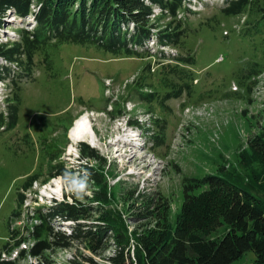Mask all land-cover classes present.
<instances>
[{
	"label": "rangeland",
	"instance_id": "374dc122",
	"mask_svg": "<svg viewBox=\"0 0 264 264\" xmlns=\"http://www.w3.org/2000/svg\"><path fill=\"white\" fill-rule=\"evenodd\" d=\"M36 2L30 6L32 14ZM223 5L224 0H185L176 16L154 5L149 42L127 44L139 54H114L92 39L57 40L34 54L29 74L18 84L9 78L0 81V247L18 240V231L26 251L16 264H111L115 231L108 229L92 241L85 237L97 226L107 227L110 209L122 215L119 226L141 232L156 223L148 213L167 205L173 231L185 186L199 183L191 180L237 167L244 183L254 176L264 182L251 148L264 127V18L252 7L240 15H224ZM14 12L8 10L0 28L4 42L31 29ZM168 24L179 32L173 44L159 42L158 34ZM252 70L257 73L246 77ZM165 80L173 86L172 95L182 89L178 97L165 98ZM143 92L155 94L149 100ZM11 103L18 108L14 127L8 126ZM84 112L90 114L86 125L91 139L73 141L70 130ZM80 143L94 148L98 158L73 160L71 147ZM60 165L69 179L52 176ZM33 175L38 179L20 206L18 192ZM60 203L87 211L78 219L52 215L49 225L67 234L80 228L81 236L69 248H52L40 257L29 254L39 241L33 232L43 221L40 212ZM20 209L21 215L13 216ZM134 248L131 241L132 254ZM231 264L264 263L249 251Z\"/></svg>",
	"mask_w": 264,
	"mask_h": 264
},
{
	"label": "trees",
	"instance_id": "16d2710c",
	"mask_svg": "<svg viewBox=\"0 0 264 264\" xmlns=\"http://www.w3.org/2000/svg\"><path fill=\"white\" fill-rule=\"evenodd\" d=\"M33 0H0V28L10 8H14V15L27 17ZM41 6L35 13L36 26L33 30H23L18 40L14 42L0 39V80L7 82L9 78L13 84L29 74L34 54L54 41H71L84 43L93 40L100 47L116 54L121 50L132 56L139 54L128 48V43L143 45L150 37L149 21L153 14V6L160 7L164 12L176 16L185 0H35ZM259 10L264 18V0H224L221 11L224 15H240L247 8ZM76 8V9H74ZM134 32L130 37L126 33L130 29ZM158 34L160 43H175L179 32L170 30V24ZM53 40V41H52ZM98 45V46H99ZM137 56V55H136ZM25 58V60L23 59ZM191 58L190 60H193ZM188 63H193L188 61ZM18 68V71L12 68ZM171 65H164V68ZM176 71V69H175ZM174 72V71H173ZM257 73L252 70L246 75ZM193 79V77H191ZM168 90L165 98L178 97L181 90L171 94L173 86L164 81ZM149 100L155 93H144ZM16 96V95H15ZM15 100L19 97H15ZM16 100V101H17ZM9 124L14 127L18 119V108L11 103L8 107ZM4 114L0 111V127L3 128ZM158 138V137H156ZM260 163L264 176V127L261 137L251 146ZM83 157L97 159L98 155L89 144H81ZM220 175L207 174L190 182H199L196 187L185 186L184 203L177 215L173 231L168 226V206L151 210L148 215L156 223L146 227L141 232H128L127 228L119 226L123 222L122 215L110 209L106 220L107 227L97 226L96 230H89L85 236L88 240L100 238L107 230L115 231L117 249L109 258L111 264H231L245 253L253 251L257 261L264 263V182L259 183L257 177L247 178L244 183L238 168ZM52 176L60 175L69 179L68 172L60 165L55 168ZM38 175L29 176L21 189L28 191ZM243 183V184H242ZM207 188L201 193L194 191L201 186ZM250 185L252 188H247ZM26 199L23 192H18V205ZM17 210V209H16ZM14 216H19L15 212ZM45 214L40 212L43 221L36 225L33 235L39 241L28 251L31 255L40 257L49 249L69 248L72 242L81 235L76 228L70 234L57 230L49 225L50 217L60 214L64 217L78 219L87 211L85 206H74L60 203L57 207L47 209ZM117 213V214H116ZM149 217V216H148ZM147 218V217H146ZM225 227L221 235L211 237V233ZM15 231H12L13 238ZM6 242L0 247V264H16L17 260H2L1 253L9 252L20 244L21 239ZM46 236H52L48 241ZM43 237H46L45 239ZM131 241L135 248L132 254ZM99 242V241H98ZM25 251L20 256L25 257Z\"/></svg>",
	"mask_w": 264,
	"mask_h": 264
},
{
	"label": "bare ground",
	"instance_id": "6f19581e",
	"mask_svg": "<svg viewBox=\"0 0 264 264\" xmlns=\"http://www.w3.org/2000/svg\"><path fill=\"white\" fill-rule=\"evenodd\" d=\"M88 113L80 116L74 123V126L70 130V138L74 141L86 139V136H90L91 139V130L89 129L90 126L86 125V122L88 121ZM86 119V120H85ZM89 139V138H88ZM128 139V138H127ZM131 139V138H130ZM132 141H135L133 138ZM133 143V142H132ZM73 150V146L71 147V150Z\"/></svg>",
	"mask_w": 264,
	"mask_h": 264
},
{
	"label": "clouds",
	"instance_id": "9594fccd",
	"mask_svg": "<svg viewBox=\"0 0 264 264\" xmlns=\"http://www.w3.org/2000/svg\"><path fill=\"white\" fill-rule=\"evenodd\" d=\"M80 144H81V143H80ZM80 144H78V150H79V153H80L79 155H81V145H80ZM82 159H83V156H82ZM82 159H81V160H82Z\"/></svg>",
	"mask_w": 264,
	"mask_h": 264
},
{
	"label": "built area",
	"instance_id": "2783aa9c",
	"mask_svg": "<svg viewBox=\"0 0 264 264\" xmlns=\"http://www.w3.org/2000/svg\"><path fill=\"white\" fill-rule=\"evenodd\" d=\"M22 246H24V245H22Z\"/></svg>",
	"mask_w": 264,
	"mask_h": 264
}]
</instances>
